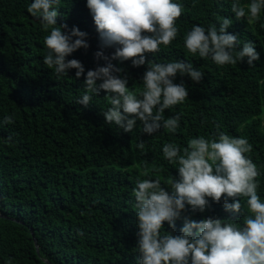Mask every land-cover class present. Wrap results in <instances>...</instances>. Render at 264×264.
I'll list each match as a JSON object with an SVG mask.
<instances>
[{
  "label": "trees",
  "instance_id": "trees-1",
  "mask_svg": "<svg viewBox=\"0 0 264 264\" xmlns=\"http://www.w3.org/2000/svg\"><path fill=\"white\" fill-rule=\"evenodd\" d=\"M32 2L0 0V264H138L133 189L138 180L159 179L170 191L167 181L179 179L177 165L163 155L166 143L183 150L190 139L221 131L246 138L253 149L246 155L260 172L258 195L264 202V11L249 23L235 17L233 0H176L184 7L177 38L157 53H146V64L134 68L130 60H110L114 47L100 48L87 0H60L57 25L87 34L88 49L66 57L82 63L85 73L77 79L75 69L58 76L43 63L50 32L28 13ZM222 17L233 22L227 31L240 41L238 51L245 42L255 45L259 60L253 66L247 58L218 66L185 47L184 35L193 25L218 27ZM98 51L123 69L118 75L127 76L128 87L137 92L143 90L147 61L189 62L204 73L198 84L179 74L174 80L183 81L189 92L182 104L165 110V118L180 115L175 133L162 128L150 136L139 121L126 133L106 123L103 112L111 104L103 91L89 93L87 107L77 103L85 93L87 71L106 66L97 60ZM6 116L14 122L5 124ZM141 141L142 149L137 147ZM241 200V214L226 212L223 198L220 203L209 199L204 213L186 209L175 230L165 223L162 231L180 235L185 217L242 223L247 206Z\"/></svg>",
  "mask_w": 264,
  "mask_h": 264
},
{
  "label": "clouds",
  "instance_id": "clouds-1",
  "mask_svg": "<svg viewBox=\"0 0 264 264\" xmlns=\"http://www.w3.org/2000/svg\"><path fill=\"white\" fill-rule=\"evenodd\" d=\"M60 0H34L28 13L39 20L42 28L50 32L44 38L48 52L43 63L54 69L58 76H67L76 70L79 79L85 73L82 63L66 60L78 49L87 50V34L67 24L57 25ZM99 36L100 48H115L110 60L121 63L131 61L132 67L146 64V53H157L161 46L170 45L178 36V19L184 7L176 0H87ZM231 11L237 19L247 18L251 23L264 11V0H250L242 5L233 0ZM230 18L222 17L219 26L207 29L193 25L184 35L187 50L200 58H211L218 66L236 65L247 58L249 66L259 60L255 45L245 42L242 50L237 36L227 29ZM97 60L106 66L88 70L85 76V93L77 103L87 107L92 95L101 91L111 107L103 112L105 122L115 124L126 133H132L137 121L143 133L154 135L162 128L175 133L180 127V115L165 118V110L182 104L189 95L184 82L174 83L179 74L194 83H200L204 73L192 63L173 61L156 63L147 61L143 74V90L128 87L127 76H120L123 69L115 67L104 56L95 53ZM97 81H101L97 85ZM13 116H6L5 124L13 123ZM11 141V137L7 138ZM138 148H143L141 141ZM246 138L232 137L218 132L211 138L199 136L181 148L174 143L163 146V155L169 163L177 165L179 179L167 181L169 190L159 179L138 180L133 189L138 224V264H264V202L258 195L260 172L246 155L252 151ZM233 216L241 214L246 200L247 214L242 223L219 218H206L199 222L184 218L180 235L163 232L165 223L175 230L176 221L186 209L204 213L209 199L220 203ZM231 201V203L229 202Z\"/></svg>",
  "mask_w": 264,
  "mask_h": 264
},
{
  "label": "water",
  "instance_id": "water-1",
  "mask_svg": "<svg viewBox=\"0 0 264 264\" xmlns=\"http://www.w3.org/2000/svg\"><path fill=\"white\" fill-rule=\"evenodd\" d=\"M34 243H35V245L37 246V243H36V241H34Z\"/></svg>",
  "mask_w": 264,
  "mask_h": 264
}]
</instances>
